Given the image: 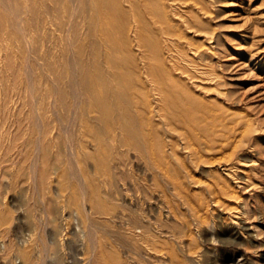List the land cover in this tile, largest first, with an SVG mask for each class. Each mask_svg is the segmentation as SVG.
Here are the masks:
<instances>
[{
  "label": "bare ground",
  "instance_id": "obj_1",
  "mask_svg": "<svg viewBox=\"0 0 264 264\" xmlns=\"http://www.w3.org/2000/svg\"><path fill=\"white\" fill-rule=\"evenodd\" d=\"M8 1L12 8V0ZM58 1L62 3L63 0ZM51 2L54 4L53 0H50ZM218 2L220 3V0L75 1V4H78L77 18H82L80 26L83 25H77L74 39L70 37L77 54L76 59L74 58L75 71L65 68V71L56 76L53 93L57 95L58 101L56 100L57 103L50 109L47 125L53 126V129L60 126L66 133L73 129L72 136L69 135L66 142H60L59 148L61 152L70 153L76 161V171L73 175L78 180L79 193L78 196L62 193L57 197L54 195L51 204L48 203L50 207L47 204L48 212L45 211L44 216L42 215V222L38 220L40 223L32 226L33 235L27 237L32 238V243H25L28 246L19 252L24 264H41L46 262L48 255L51 260H47L50 263L52 261V264H147V258H152V255L159 257L160 264H191V237H188L187 233L193 222L191 193L184 187L191 185L192 174L190 175L186 163H196L208 153L233 146V150L225 155L221 163L227 170L225 175H234L235 178L239 169L238 162L234 159L236 148L245 144L247 136V131H243V134L233 141L232 134L214 137L207 133L191 132V125L196 119L191 115L194 58L206 59L204 55L191 51V29L200 30L209 5ZM15 3L14 7H18V1L17 5ZM2 5L5 7L4 3ZM60 8L62 10L61 6ZM64 9L67 10L66 7ZM47 11L49 13V10ZM15 12L13 13L16 16ZM43 17L47 19L45 14ZM58 18L60 19L59 16ZM62 18L64 19L60 22H68L69 18ZM71 18L73 20L74 17ZM22 23L24 26V21ZM2 24L4 26L5 23ZM19 24L21 23L17 26ZM61 24L63 27L64 23ZM35 25L36 22L33 26ZM66 50L68 51L67 48ZM228 56L231 57L229 54ZM40 117L39 120H42ZM37 156L34 166L38 162L37 158H40ZM52 168L53 174L61 175L62 164L55 163ZM211 169L210 171H213ZM159 177H162L167 189L158 188ZM41 181L43 182V175ZM41 185L43 187V184ZM217 189L216 183L204 186V191L209 193H216ZM251 207L249 202H245V213L255 209ZM39 208L38 210H41ZM193 218L195 220V217ZM243 221L230 227L232 244L235 246L231 252L234 254L241 251L238 244H242L241 235L244 230L251 231L248 237L256 241L264 239V228L259 223H248L245 219ZM18 229L22 231L21 227ZM39 230L44 234L43 237L39 235ZM67 248L71 251L72 260L66 256ZM208 253L209 251H206L202 254L205 263L210 262ZM244 255L242 254L243 258ZM66 257L71 261H67Z\"/></svg>",
  "mask_w": 264,
  "mask_h": 264
},
{
  "label": "rangeland",
  "instance_id": "obj_2",
  "mask_svg": "<svg viewBox=\"0 0 264 264\" xmlns=\"http://www.w3.org/2000/svg\"><path fill=\"white\" fill-rule=\"evenodd\" d=\"M17 1L20 5L14 7V2L17 5ZM29 1L12 0V9L8 0H0V10H2L0 11V264H24V259L19 252L32 243V238H30L34 233H32V226L42 222V217L45 211L48 212V206L50 207L52 199L61 193L77 194V196L79 193L78 180L73 175L76 171V161L72 159L70 153L61 152L59 148L60 142L63 140L66 142L67 137L72 136L73 129H69L66 133L60 126L55 125L56 127L53 129L51 128L53 126L47 125L50 109L58 101L57 95L53 93L56 76L59 72L65 71V68L75 71L74 61L76 62V60L74 58L76 59L77 54L72 38L75 37L78 30L77 25L82 24L80 15L77 18L76 7L78 4H75V1L78 3V0H72V2L63 0L62 3L60 1L61 4L58 0L56 3L53 0L54 4L50 3V0H44L45 2L31 0L30 4ZM1 3H4L5 7ZM64 3L67 4L64 5ZM220 3L209 5V11L203 16L205 22L202 23L200 30L191 29V51L195 52L194 54L204 55L206 58L205 60L194 58V77L191 78V115L197 120H193L191 132L207 133L214 137H220L221 134H232L234 138L231 140L233 141L238 139L243 131H247V136L245 144L236 148L234 159L238 162L239 169H237L235 178L234 175H225L227 170L221 163L225 155L233 150V146L222 151L215 150L213 153H208L196 163H186L190 170L186 169L189 170L190 175L192 174L191 185L184 187L187 192L191 193V221L193 222H191L190 231L187 232L188 237H191V264H264V239L256 241V239L248 237L251 231L244 230L245 232L241 235L242 244H238L241 251L234 254L231 252L235 246L232 244L230 232L232 225H238L239 222H244V219L248 223L252 221L259 223L264 228V0H220ZM22 5L24 8L20 7ZM65 7L67 10L64 9ZM35 8L38 11H35ZM30 11L34 12L31 14ZM13 12L17 15L15 16ZM72 12L74 14H71ZM19 13L21 18L20 15L18 16ZM36 13L39 15H35ZM43 14L47 19L49 17L48 21L46 18L44 19ZM61 16L69 18L68 22L72 20L73 16L71 25L68 22L66 25V20H64L62 27L60 20L64 18ZM31 17L36 19L32 20ZM50 18L52 19L50 20ZM20 19L24 20L20 21ZM33 22L34 24L36 22L35 26H33ZM2 23H5L4 26ZM18 23L21 24L17 26ZM15 24L16 26H14ZM73 32H75L74 36ZM192 53L191 55H194ZM118 56L120 57V54ZM224 62L227 63L224 64ZM57 65L60 69L57 68ZM210 73L214 75H210ZM39 117L43 119L39 120ZM27 146L28 148H26ZM225 151L227 152L225 153ZM32 152L33 155L35 153L34 157L31 156ZM35 156H40L43 161L37 158L38 162L34 166ZM213 156L215 157L213 158ZM55 163L63 165L60 176L52 173ZM42 175L43 182L41 181ZM52 178L53 180H50ZM214 183L218 186L216 193L204 191L205 185ZM158 188L160 190L167 189L162 177H159ZM43 189L45 190L43 191ZM219 189L222 190L219 191ZM245 202H249V206H252L251 209H255L245 213ZM38 207L42 211L38 210ZM20 227L22 231H19ZM40 232L41 230L38 231L39 235L43 237L44 234ZM69 234L72 233L69 232ZM28 235H30L29 238H27ZM22 237L23 239H20ZM65 251L67 252L66 256L72 260L70 249L67 248ZM206 251H209V257L207 255L209 263H205L202 259L204 258L202 254ZM240 253L245 254L244 258L246 259ZM48 256L46 262L41 264H52V261L49 262L51 257ZM154 256L147 258V264H160L159 257ZM67 257L66 260L69 259Z\"/></svg>",
  "mask_w": 264,
  "mask_h": 264
}]
</instances>
